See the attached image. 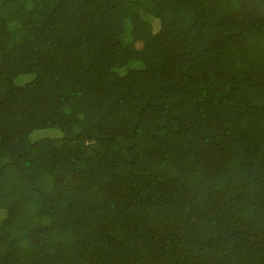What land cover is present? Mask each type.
<instances>
[{
	"label": "trees",
	"instance_id": "16d2710c",
	"mask_svg": "<svg viewBox=\"0 0 264 264\" xmlns=\"http://www.w3.org/2000/svg\"><path fill=\"white\" fill-rule=\"evenodd\" d=\"M0 264H264V0H0Z\"/></svg>",
	"mask_w": 264,
	"mask_h": 264
},
{
	"label": "rangeland",
	"instance_id": "374dc122",
	"mask_svg": "<svg viewBox=\"0 0 264 264\" xmlns=\"http://www.w3.org/2000/svg\"><path fill=\"white\" fill-rule=\"evenodd\" d=\"M157 24V23H156ZM48 130V131H47ZM46 131L48 132V133H50V135H59V134H61V132H60V130L59 129H57L56 127H51V128H49V129H47Z\"/></svg>",
	"mask_w": 264,
	"mask_h": 264
}]
</instances>
